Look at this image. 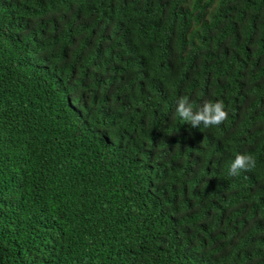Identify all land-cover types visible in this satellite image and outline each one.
I'll list each match as a JSON object with an SVG mask.
<instances>
[{"label":"trees","instance_id":"obj_1","mask_svg":"<svg viewBox=\"0 0 264 264\" xmlns=\"http://www.w3.org/2000/svg\"><path fill=\"white\" fill-rule=\"evenodd\" d=\"M0 264H264V0H0Z\"/></svg>","mask_w":264,"mask_h":264},{"label":"clouds","instance_id":"obj_2","mask_svg":"<svg viewBox=\"0 0 264 264\" xmlns=\"http://www.w3.org/2000/svg\"><path fill=\"white\" fill-rule=\"evenodd\" d=\"M176 113L183 120L190 122L193 127L203 124L205 128L218 126L228 117L221 101L211 102L206 100L199 108L194 110L186 97H181L178 100ZM255 165V159L251 155L237 154L231 164L230 175H238L241 169L250 170Z\"/></svg>","mask_w":264,"mask_h":264}]
</instances>
